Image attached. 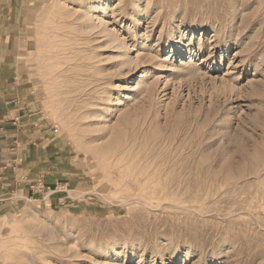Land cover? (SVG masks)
<instances>
[{
  "label": "rangeland",
  "instance_id": "obj_1",
  "mask_svg": "<svg viewBox=\"0 0 264 264\" xmlns=\"http://www.w3.org/2000/svg\"><path fill=\"white\" fill-rule=\"evenodd\" d=\"M0 16V66L66 155L49 188L0 192V264H264V0Z\"/></svg>",
  "mask_w": 264,
  "mask_h": 264
},
{
  "label": "crops",
  "instance_id": "obj_2",
  "mask_svg": "<svg viewBox=\"0 0 264 264\" xmlns=\"http://www.w3.org/2000/svg\"><path fill=\"white\" fill-rule=\"evenodd\" d=\"M9 2V0H7ZM0 16V34L12 37ZM14 29V26H10ZM18 71L0 66V192L49 188L66 159L54 132L23 104Z\"/></svg>",
  "mask_w": 264,
  "mask_h": 264
},
{
  "label": "bare ground",
  "instance_id": "obj_3",
  "mask_svg": "<svg viewBox=\"0 0 264 264\" xmlns=\"http://www.w3.org/2000/svg\"><path fill=\"white\" fill-rule=\"evenodd\" d=\"M68 66V65H67Z\"/></svg>",
  "mask_w": 264,
  "mask_h": 264
}]
</instances>
